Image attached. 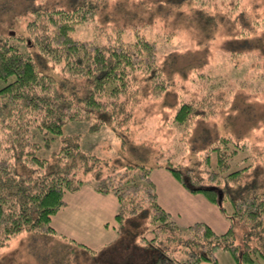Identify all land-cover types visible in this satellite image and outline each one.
Returning a JSON list of instances; mask_svg holds the SVG:
<instances>
[{"label": "trees", "instance_id": "1", "mask_svg": "<svg viewBox=\"0 0 264 264\" xmlns=\"http://www.w3.org/2000/svg\"><path fill=\"white\" fill-rule=\"evenodd\" d=\"M105 1L35 8L28 22L31 37L0 33V80L5 82L0 87V151L5 153L0 157V246L25 230L53 231L50 222L65 205V195L89 185L116 197L118 223L134 214L150 216L153 236L147 241L158 252L148 264H218L219 250L228 251L236 264L257 260L264 264V169L260 173L249 162L240 166L235 161L248 149L246 143L220 136L203 154L205 167L185 172L179 165L158 167L168 170L188 192L201 194L217 207L228 222L226 231L217 233L204 221L181 226L172 220L157 201L153 169L137 164L117 169L84 151L80 134L63 135L65 123L80 120L91 122L90 133L107 121L120 122L127 130L142 86L150 85L154 95L167 87L156 64L155 42L120 38L101 44L71 35L74 26L92 18ZM20 42L36 48L40 63L60 65L62 76L41 70L21 51ZM204 107L203 102L180 103L174 119L187 128L197 116L213 112ZM44 134L62 137L49 157L39 155L42 147L51 144L52 137ZM28 162L36 168L20 172L19 166ZM236 222L242 225L239 238Z\"/></svg>", "mask_w": 264, "mask_h": 264}, {"label": "rangeland", "instance_id": "2", "mask_svg": "<svg viewBox=\"0 0 264 264\" xmlns=\"http://www.w3.org/2000/svg\"><path fill=\"white\" fill-rule=\"evenodd\" d=\"M73 1L81 0H0V33L10 31L27 39L32 35L28 22L33 20L35 8H70ZM71 35L101 44L120 38L155 42L156 64L167 84L158 95L150 85L142 86L127 130L116 121H107L91 133L87 131L91 122L65 123L63 135L80 134L84 151L117 169L125 164L151 168V178L166 185L161 178L163 169L158 167L179 165L184 172L191 167L201 169L205 151L218 137L231 136L249 146L235 156L238 165L249 162L263 172L264 0H106L92 18L74 26ZM19 47L41 70L62 76L60 65L40 63L35 47L25 42ZM4 84L0 80V87ZM183 102L194 106L203 102L213 112L197 116L185 128L174 119L176 107ZM43 136L52 137L51 144L42 147L39 155L49 157L62 137ZM4 155L0 151V157ZM211 160L215 168L214 155ZM35 168L28 162L19 171ZM208 213L196 210L192 216L206 221L217 233L225 232L220 217ZM118 227L117 240L99 253L58 237L54 229L25 230L0 246V264H148L156 258L158 251L147 241L153 236L149 215L128 216ZM234 229L239 238L242 225L236 222ZM216 260L236 264L226 250L217 251ZM254 264L263 263L257 260Z\"/></svg>", "mask_w": 264, "mask_h": 264}, {"label": "crops", "instance_id": "3", "mask_svg": "<svg viewBox=\"0 0 264 264\" xmlns=\"http://www.w3.org/2000/svg\"><path fill=\"white\" fill-rule=\"evenodd\" d=\"M160 171L166 185L151 179L155 184L158 203L169 213L172 220L181 226H186L196 221H203L194 217L195 215L192 216L196 210H208L209 215L215 216L214 218L219 216L224 228H228L226 218L215 205L201 194L188 192L168 170ZM195 202L199 204L194 205ZM189 203L194 206L188 207ZM117 212L118 203L113 194L98 193L91 186L84 185L78 191L65 195V205L53 215L51 225L58 237L71 243L79 242L82 247L92 250L93 253H99L119 237ZM199 264L213 263L204 261Z\"/></svg>", "mask_w": 264, "mask_h": 264}]
</instances>
